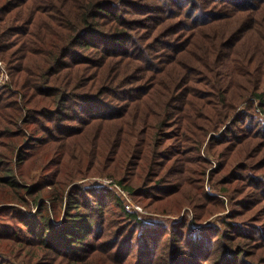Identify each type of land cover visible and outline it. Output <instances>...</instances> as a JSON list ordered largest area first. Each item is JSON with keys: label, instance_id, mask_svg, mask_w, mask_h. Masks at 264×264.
<instances>
[{"label": "trees", "instance_id": "trees-1", "mask_svg": "<svg viewBox=\"0 0 264 264\" xmlns=\"http://www.w3.org/2000/svg\"><path fill=\"white\" fill-rule=\"evenodd\" d=\"M0 62V264H264V0H0Z\"/></svg>", "mask_w": 264, "mask_h": 264}, {"label": "rangeland", "instance_id": "rangeland-1", "mask_svg": "<svg viewBox=\"0 0 264 264\" xmlns=\"http://www.w3.org/2000/svg\"><path fill=\"white\" fill-rule=\"evenodd\" d=\"M6 71H7V70H6ZM0 73H1V72H0ZM9 81H10V76H9V74H8V76H7V80L4 81V83H2L0 87L5 86L7 83H9ZM203 157L206 158L208 161H210V163L212 164L211 168H209L208 171H207V173H206V180H205V182H204V189H205V191H207L208 194L213 195L212 192H211V189H210V184H209V182L207 181V176H208V174H209V170L215 168V166H216V164L218 163V161L215 160L214 158H211V157L206 156L204 153H203ZM105 180L110 181L111 184L114 183L113 180H108V179H104V178H100V177L91 178V179H86L85 182H89L90 184H92V186H95V187H100V186H103V187H104V186H105L104 184H106V183L104 182ZM114 185H115V184H114ZM114 187H115V186H114ZM116 187H117L119 190H121L122 194H123L125 197H124L122 194H120V195H122V196L124 197V199L127 200V204H128V206H129L131 209H135V210H137V211H139V212L142 211L141 208H139L138 206H136V205L132 202V200L130 199V196H129V194H128L127 191L122 190V189H121L120 187H118V186H116ZM143 211H144V210H143ZM143 211H142V212H143ZM144 213H146V212H144ZM181 214H182V215H185V214H186L188 218L191 217V210H190V208H188V207L184 208V210H182ZM148 215H151V214H148ZM153 216H156V217H159V218H165V216H159V215H153ZM4 221L6 222V220H4ZM9 242H10V243H13L12 240L9 241ZM13 244H14V246H18V247H17L18 249L21 248V246H23V245H18V243H13ZM26 246H27V245H26ZM24 248H25V247H24ZM26 249H27V247H26ZM23 256H25V255H22V257H23ZM27 257H29V256H27ZM45 258H46V260H45V261L43 260V261L46 262V263H51V262L53 261V260L50 261L51 258H53V257L46 256ZM49 259H50V260H49ZM48 260H49V261H48Z\"/></svg>", "mask_w": 264, "mask_h": 264}, {"label": "built area", "instance_id": "built-area-1", "mask_svg": "<svg viewBox=\"0 0 264 264\" xmlns=\"http://www.w3.org/2000/svg\"><path fill=\"white\" fill-rule=\"evenodd\" d=\"M0 86L4 81L7 80L8 73L6 71V66L3 62H0ZM106 184H110V181L105 180L104 181ZM119 190V189H118ZM120 193L122 194L121 190H119ZM123 195V194H122ZM124 196V195H123ZM125 197V196H124Z\"/></svg>", "mask_w": 264, "mask_h": 264}]
</instances>
